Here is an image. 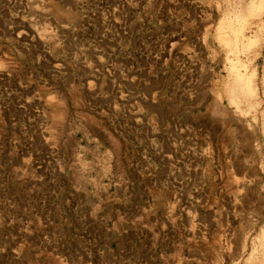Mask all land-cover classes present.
<instances>
[{
  "label": "rangeland",
  "instance_id": "obj_1",
  "mask_svg": "<svg viewBox=\"0 0 264 264\" xmlns=\"http://www.w3.org/2000/svg\"><path fill=\"white\" fill-rule=\"evenodd\" d=\"M0 264H264V0H0Z\"/></svg>",
  "mask_w": 264,
  "mask_h": 264
}]
</instances>
